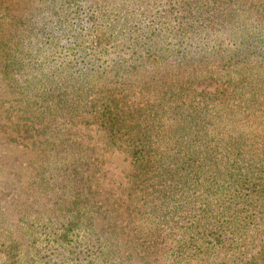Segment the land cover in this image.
I'll use <instances>...</instances> for the list:
<instances>
[{
	"label": "rangeland",
	"instance_id": "obj_1",
	"mask_svg": "<svg viewBox=\"0 0 264 264\" xmlns=\"http://www.w3.org/2000/svg\"><path fill=\"white\" fill-rule=\"evenodd\" d=\"M32 1L0 0V264H264V76L185 63L233 32L183 0ZM109 101L151 135L143 169Z\"/></svg>",
	"mask_w": 264,
	"mask_h": 264
},
{
	"label": "trees",
	"instance_id": "obj_2",
	"mask_svg": "<svg viewBox=\"0 0 264 264\" xmlns=\"http://www.w3.org/2000/svg\"><path fill=\"white\" fill-rule=\"evenodd\" d=\"M120 5L131 7V11L127 17H133L139 11L137 6L140 0H113ZM163 1V0H160ZM187 4L181 6L188 12L184 15L183 19L192 21L198 19L204 25L203 32L208 31L211 34L223 32V29H228L233 32L232 35L226 36L225 42L229 46L227 54L224 55L222 50L221 38L217 40L216 45L209 47L207 42L202 44V48L194 55L201 53L197 60H192L190 57L186 60V66L190 65L192 72L190 74L192 81L203 76L200 71L202 64L209 62L218 64V68L222 63L228 64V67L235 68L240 72H247L253 74L257 71L258 76H264V0H183ZM33 3L32 0H29ZM67 4L69 1L66 0ZM156 0H146L147 8L156 6ZM80 1L77 2L72 9L71 19L75 25L78 22V12L81 10ZM158 7V6H156ZM128 8V7H127ZM68 7L53 10L49 4L45 6H36L33 8L34 16L33 22L36 21L35 16H39L41 21L49 27L52 20L59 19L65 15ZM120 11H125L122 7ZM5 16V9H4ZM116 19H124V17L115 14ZM66 19V18H65ZM65 19L61 20L64 21ZM127 20H130L127 19ZM126 21V20H125ZM37 22V21H36ZM46 26V28H48ZM192 40V39H190ZM4 42L0 41V47ZM210 49V50H209ZM188 53L178 51V56L187 57ZM207 59V60H206ZM94 71V70H93ZM117 104L114 101H109L105 104V110L102 114V126L107 133V137L114 145L117 142H128L129 153L133 156V162L137 165V169H143V161L146 159L147 149L150 146L151 135L148 131L141 132L135 131L134 124L126 125V122L120 119L117 115ZM126 132V133H125ZM129 140V141H128ZM141 164H139V162ZM68 232L66 231L65 234ZM98 241V240H96ZM89 240H84V244H88Z\"/></svg>",
	"mask_w": 264,
	"mask_h": 264
}]
</instances>
